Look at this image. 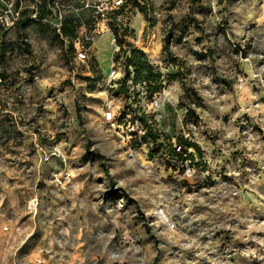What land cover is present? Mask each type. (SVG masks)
<instances>
[{
  "label": "rangeland",
  "instance_id": "1",
  "mask_svg": "<svg viewBox=\"0 0 264 264\" xmlns=\"http://www.w3.org/2000/svg\"><path fill=\"white\" fill-rule=\"evenodd\" d=\"M110 18L87 62L55 19L0 27V264H264V0ZM135 50L165 75L153 94Z\"/></svg>",
  "mask_w": 264,
  "mask_h": 264
},
{
  "label": "built area",
  "instance_id": "2",
  "mask_svg": "<svg viewBox=\"0 0 264 264\" xmlns=\"http://www.w3.org/2000/svg\"><path fill=\"white\" fill-rule=\"evenodd\" d=\"M18 0H0V27L4 29H10L17 25V23L23 18L24 8L22 1L18 6ZM38 2V0H35ZM125 5V0H76L75 3H66L63 0H54L51 4V10L53 15L45 17L42 19L43 22H51L52 19H55V29L59 34H61L62 23L65 19V12L69 11L72 13L78 20L80 26L78 30L77 37L74 39V51L77 56V59L81 62L88 61V50L89 46L95 41V36L93 31L96 30L98 25L109 21L113 12L120 10ZM35 12L32 13L31 17L37 19L38 11L36 4L33 7ZM88 12L91 16V20L88 21L84 17V13ZM95 28L94 30H92ZM116 37H114V42ZM86 44V45H85ZM162 73V72H161ZM161 81L165 79L164 73H162ZM119 74L117 70L113 71L111 75L110 84H117V78ZM156 83L153 81H144V89L146 93H150V87L154 86ZM162 93L158 92L153 97L152 106L159 107L161 104ZM106 119L108 121H114L116 115L113 112H108L106 114ZM146 131L140 130V134H145ZM140 135V137H141ZM175 150L180 155L187 156L184 146L181 144L174 145Z\"/></svg>",
  "mask_w": 264,
  "mask_h": 264
},
{
  "label": "trees",
  "instance_id": "3",
  "mask_svg": "<svg viewBox=\"0 0 264 264\" xmlns=\"http://www.w3.org/2000/svg\"><path fill=\"white\" fill-rule=\"evenodd\" d=\"M21 1L22 0L17 1L18 6L20 5ZM32 1L35 2L36 7H37V11H38L37 19H34L31 16L25 17V15L23 14V18L17 23L18 27L25 28L28 24L34 21L41 23L43 22L42 19L53 15V11L51 10L50 7H51V4L54 2V0H38V2L35 0H32ZM195 1H199V0H195ZM33 12H35V9L33 10ZM141 12L144 13L146 18L149 20L147 10L142 8ZM79 26L80 24L77 18L72 14L69 17H65V19L63 20L61 34H59L57 30L55 29V31L57 32L56 34L57 37L58 38L60 37L63 41L68 42L73 50H74V39L77 37ZM168 41H170V36L168 37ZM91 66L95 70V66L93 65V63H91ZM128 66L135 67V72H134L135 82H138L140 80L153 81L156 84L150 87V91L152 94L157 92V89L160 88L161 78L163 74L161 73V71L154 69V67L147 60L145 53H143L142 51H138V50L133 51L130 58H128ZM127 75L128 77L131 76L129 69L127 70ZM86 79L89 81L91 80V78L89 77H87ZM95 82H96V79H95ZM141 120L142 122H145V117L144 116L141 117ZM159 137L160 135L158 134L156 138H159ZM184 143L186 145H184ZM181 145L186 147L185 152L187 153V155L191 154L189 153V148L191 146H194L192 142L183 140L181 141ZM174 153H177V151L174 150ZM91 154L94 155V153H91Z\"/></svg>",
  "mask_w": 264,
  "mask_h": 264
}]
</instances>
